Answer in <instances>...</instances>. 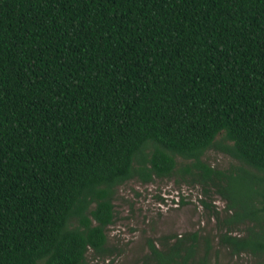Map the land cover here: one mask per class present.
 <instances>
[{"label":"trees","instance_id":"obj_1","mask_svg":"<svg viewBox=\"0 0 264 264\" xmlns=\"http://www.w3.org/2000/svg\"><path fill=\"white\" fill-rule=\"evenodd\" d=\"M178 156L257 221L222 243L264 254V0H0V264L110 254L118 187ZM162 245L143 264H218L197 232Z\"/></svg>","mask_w":264,"mask_h":264},{"label":"rangeland","instance_id":"obj_2","mask_svg":"<svg viewBox=\"0 0 264 264\" xmlns=\"http://www.w3.org/2000/svg\"><path fill=\"white\" fill-rule=\"evenodd\" d=\"M203 159L223 170L240 164L218 146L209 148ZM190 164L191 160L178 156L171 176L155 177L148 183L134 178L121 184L114 198L115 221L107 230V249L111 252L101 255L89 249L88 264H143L150 253V240L165 249L162 242L166 236L194 232L198 234V256L208 249L211 262L251 264L264 260V254L251 250L233 253L230 244L222 243L225 232L246 237L249 228L255 225L257 229L258 223L233 222L235 209L228 207V199L212 186L191 182L190 175L184 172ZM174 241L171 238L170 242Z\"/></svg>","mask_w":264,"mask_h":264}]
</instances>
